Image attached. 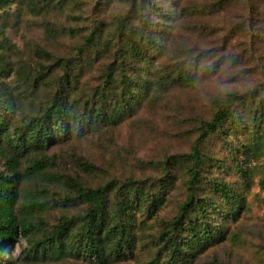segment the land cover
Wrapping results in <instances>:
<instances>
[{
  "label": "rangeland",
  "instance_id": "374dc122",
  "mask_svg": "<svg viewBox=\"0 0 264 264\" xmlns=\"http://www.w3.org/2000/svg\"><path fill=\"white\" fill-rule=\"evenodd\" d=\"M125 1L0 0V114L8 116L11 139L55 103L72 106L78 116L67 135L15 155L25 174L16 207L28 200L42 205L32 217L39 230L7 246L3 264H170L163 229L182 215L184 226L169 235L186 240L188 220L199 217L193 210L182 213L190 198L208 205L206 220L216 240L205 247L183 245L178 264H264V130L258 139L250 131L241 135L251 137L245 176L239 175V159L231 160L232 136L202 132L212 101L225 93L253 91L264 108V15L251 20L243 0H130L138 11ZM117 16L146 29L152 49L141 63V79L160 80L121 121L89 126L85 120L98 106L96 94L117 61ZM179 72L192 80L175 81ZM11 94L10 110L5 103ZM242 111L249 122L252 112ZM49 125L66 126L58 120ZM2 147L0 171L8 173L14 151L6 143ZM192 169L199 170L194 184ZM130 181L156 197L158 206L135 204L136 212L122 219L129 236L121 254L103 263L77 248L79 220L65 240L69 254L56 260L42 252L39 240L63 217L86 214L83 191L106 188L116 201ZM211 181L226 183L242 197L232 205L218 200Z\"/></svg>",
  "mask_w": 264,
  "mask_h": 264
},
{
  "label": "trees",
  "instance_id": "16d2710c",
  "mask_svg": "<svg viewBox=\"0 0 264 264\" xmlns=\"http://www.w3.org/2000/svg\"><path fill=\"white\" fill-rule=\"evenodd\" d=\"M225 1L228 0H216L218 3ZM243 1L249 8L248 15L251 20L256 22L260 16L264 15L260 11L261 8H264V0ZM136 3V1H125V5L129 6V10L131 6L132 9L138 11ZM141 16L138 23L143 20ZM128 17L117 16V21L113 23L115 35L121 36L117 47V61L111 66L112 71L109 72L105 82L107 85L98 90L96 94L98 106L93 115L85 120L89 126L98 124V121L108 124L121 121L128 110L135 105V100L141 102L143 98L149 95L154 83L156 84V81L160 80L154 81L153 77L151 80L142 81L141 63L146 55L148 56L152 47L149 46V36L145 35L146 29L132 23ZM2 62L3 59L0 58V64ZM192 77L188 73L179 72L174 80L188 82L192 80ZM137 90L142 91L143 96L142 93L141 95L136 94L135 91ZM253 95V91L243 94L228 92L223 94L222 98L214 99L212 101L214 107L212 117L210 121L204 124L205 129L202 131L204 134H222L225 139L232 136L234 150L231 152V160L233 162L234 159H239L240 163L237 167L241 176H245L247 168L250 167L247 154H250L251 150L249 141L251 137L241 140V135L250 131L252 137L257 138L264 130L261 128V121L264 120V108H262L260 101L255 103ZM5 104L10 110L14 109L15 97L13 94L9 96ZM72 108V106L59 107L57 103L53 104L39 118L38 122V119H34L24 126H19L16 139L10 137L8 116L0 114V149L2 150V145L6 143L14 151V155L9 159L8 173L0 171V264H3V253L7 246L18 240L19 236L30 238L31 234H35L39 230L38 225L32 221V217L42 203L36 200H28L20 207H16L19 197V183L25 174L19 169V161L15 155L31 150L44 149L53 137H58L62 133L67 135L71 124L73 126V121L78 118L76 113L72 114ZM240 108L252 112L249 122L242 119L241 113L243 111ZM54 120L62 121L66 126L53 129L49 124ZM45 126L47 128H44ZM192 157L194 164L197 166L200 159L197 155ZM191 173V184H194L199 179V170L192 169ZM262 185H264V182H262ZM210 188L213 189L214 194H218V200L229 205L242 197L222 181H211ZM119 191L120 197L116 201H111L106 188L83 191L80 198L88 207L86 214L79 218L63 217L51 234L43 235L39 240L38 245L41 247L42 252H49V256L56 260H60L69 254L71 248L66 247L65 240L71 228L79 220L80 225L75 234L79 244L77 248L84 250L91 257L103 263L107 262L112 255L121 254L124 243H128L129 236L127 225L122 223V219L136 212L135 204L147 201L152 210H156L158 202L152 194L145 193L143 186L137 181L127 182ZM209 202L214 204L211 200ZM184 206L182 213H185V210H193L197 211L199 217L195 219L197 224L188 220L186 240L183 237L177 238L169 235L170 231L175 230L176 226L181 224L184 226L182 215L165 225L163 235L166 236L170 264H178L177 259L184 252L183 245L188 248L191 246L189 244L196 243L200 247H205L216 240L213 233L214 228L206 220V214L209 213L208 205H200L190 198ZM213 211L211 209L210 213ZM221 233H223V230L218 229L217 234L220 235Z\"/></svg>",
  "mask_w": 264,
  "mask_h": 264
}]
</instances>
